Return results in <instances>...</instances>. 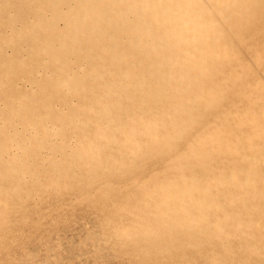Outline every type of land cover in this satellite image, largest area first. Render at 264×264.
<instances>
[{"label": "bare ground", "instance_id": "obj_1", "mask_svg": "<svg viewBox=\"0 0 264 264\" xmlns=\"http://www.w3.org/2000/svg\"><path fill=\"white\" fill-rule=\"evenodd\" d=\"M64 242L264 264V0H0V264Z\"/></svg>", "mask_w": 264, "mask_h": 264}, {"label": "rangeland", "instance_id": "obj_2", "mask_svg": "<svg viewBox=\"0 0 264 264\" xmlns=\"http://www.w3.org/2000/svg\"><path fill=\"white\" fill-rule=\"evenodd\" d=\"M61 229L65 230V228L62 226ZM59 247H61V249H57V252L59 253L58 255H60V257L57 260L52 258L44 262L45 254L43 253L42 248H36L35 250H38V253L31 262H21V260H19L16 264H97V260L86 251L85 253L82 249H74L75 247L77 248L79 246L73 245L71 247L64 242V245H60Z\"/></svg>", "mask_w": 264, "mask_h": 264}]
</instances>
